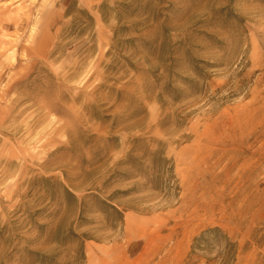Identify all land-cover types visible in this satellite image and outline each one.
I'll return each mask as SVG.
<instances>
[{"label":"rangeland","instance_id":"1","mask_svg":"<svg viewBox=\"0 0 264 264\" xmlns=\"http://www.w3.org/2000/svg\"><path fill=\"white\" fill-rule=\"evenodd\" d=\"M0 264H264V0H0Z\"/></svg>","mask_w":264,"mask_h":264}]
</instances>
